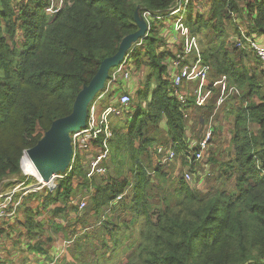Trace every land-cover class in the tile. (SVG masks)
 <instances>
[{"label":"trees","instance_id":"16d2710c","mask_svg":"<svg viewBox=\"0 0 264 264\" xmlns=\"http://www.w3.org/2000/svg\"><path fill=\"white\" fill-rule=\"evenodd\" d=\"M49 1L0 0V186L5 179L20 175L23 151L36 147L56 120L72 113L78 95L96 76L102 62L118 53L126 36L139 31L136 18L142 19L145 11L167 14L175 3V0H65L60 12L49 15L46 12ZM202 4L207 13L200 15L197 11L195 17L192 15L198 10L197 5L192 3L188 7L186 26L195 37L204 30L215 36L217 49L206 50L203 55L212 67L208 88L214 93L210 102L198 107L190 95L186 104L180 102L182 92L173 87L170 79L168 64L173 54L161 49L159 44L163 40L153 26L141 46L129 51L128 70L125 69L137 74L144 72L138 97L141 103L147 101V110L140 104L133 107L137 111L131 123L114 122L111 126L116 140L111 138L105 143L101 136L90 142L79 152L73 170L59 182L56 191L45 192L41 208L46 211L59 201L67 205L80 194L81 201L86 200L82 211L79 206L71 211L66 207L55 210L65 216L74 214L70 219L76 221L71 238L88 240L91 234L87 230L89 217L83 218L79 211L100 220L95 232L102 231L99 237L102 240L96 259L90 264H264V96L262 81L243 64L244 58L253 54L236 48L237 38L242 39L243 33L255 36L264 46V0H207ZM232 24H236V33L230 51L223 40ZM18 45L21 52L15 48ZM236 51L239 63L233 56ZM222 77L241 94L230 97L218 110L220 88H214L213 84ZM152 82L155 83L150 94ZM119 105L117 99L113 106ZM193 106L201 118H194L191 124L189 112ZM128 107L123 109V118ZM223 114L233 118L231 172L219 175L222 183L205 191L192 188L180 177L175 190H170L172 197L167 191L168 175L163 166L176 160L160 165L158 157L157 162L153 160L157 164L155 171L144 163L154 144V139L148 136L151 125L164 121L168 147H160L174 150L176 159L182 154L186 159L182 164L194 168L200 162L189 158L199 150L197 143L209 123L213 124L205 158L216 141L219 126L226 124ZM192 125H198L201 133L190 134L187 129ZM251 125L257 128L251 129ZM109 147L112 154L123 149L129 154L130 174L115 177L109 172V175L108 162L103 164V174L88 178V157ZM231 180L234 185L229 183ZM34 196L24 199L20 211L25 208L27 217L21 225L29 235L41 228L35 218L37 214L27 207L35 204ZM120 196L123 198L118 201ZM126 216H130L128 221ZM134 224L138 225L137 239L125 245V231ZM52 228L61 229V225L53 223ZM105 236L113 242L111 245L103 239ZM131 249L133 253L128 256ZM68 264H79L78 258H69Z\"/></svg>","mask_w":264,"mask_h":264},{"label":"rangeland","instance_id":"374dc122","mask_svg":"<svg viewBox=\"0 0 264 264\" xmlns=\"http://www.w3.org/2000/svg\"><path fill=\"white\" fill-rule=\"evenodd\" d=\"M58 0H50V4L56 3ZM193 6V5H192ZM48 7V6H47ZM47 10V8H46ZM199 11L200 15H204L207 13L208 10H206V7H204V4H201L199 9L195 10L193 12V17L196 16V14ZM190 15L189 10L184 14L182 17V20L179 19H170L167 17L162 22H156L153 24L154 27L158 30L159 36L162 38L163 42H161L159 45L161 46V49L166 52H171L173 54V57L176 55V53L182 48L184 43L179 44V33L183 30L188 28L186 26V19ZM141 17V16H139ZM209 19V18H208ZM233 27L229 30L227 35L225 36L223 42L228 44V50L233 51L232 46V40L235 36V25L232 24ZM190 30V28H188ZM19 38H22V34L19 35ZM188 42V40H186ZM135 43H133L131 46H129L128 51L134 47ZM18 52L22 51L21 46L15 47ZM209 49H217V43L215 42V36L213 33L209 31H202L199 35H197V41H196V47H195V55L200 57L201 64L203 66H208L209 68H212L210 63L205 62L203 55L206 50ZM235 58V61L237 63L240 62L239 52H235L233 55ZM244 66L247 68L248 72L251 75H256L260 78L262 81V95L264 96V63L256 59L254 55L246 56L243 61ZM169 65V64H168ZM130 66V65H129ZM128 70V66L126 68ZM113 71V70H112ZM109 73H112L111 70ZM123 77V78H122ZM144 77L143 74H137L135 72L130 71L129 68V76L122 75L117 78L116 87L112 90L105 89V93L108 98L112 99V102L117 104V99L120 97L121 94V88L128 86L130 91L124 92V94H127L131 98L130 106L128 107L129 110L126 113L125 117L123 119H120L119 117L111 115L108 117V120L111 122L119 121L120 124L131 123L132 117L136 114L137 109L133 108L135 106H140L144 108V110H147V101H143L142 103L139 101L138 97V89H140L142 80ZM213 77V75H212ZM144 82V81H143ZM154 83H151V89L154 88ZM117 91H119V94H117ZM183 94L188 95L189 90L187 88L180 90ZM103 92V91H101ZM100 94V93H99ZM190 99V96H187ZM150 99V95H149ZM194 105V103H192ZM90 108V107H89ZM133 108V109H130ZM189 112V119L190 123L194 121V118H201L200 113H197V109L193 106ZM198 115V116H197ZM219 118H222V114L218 115ZM148 119V118H147ZM223 121L226 123L225 126H219V132L215 134L216 140L213 145L211 146L212 150L211 152H208L206 157L204 158L203 162L198 163V165H195L194 168H192L191 164L185 163L182 164L183 161L186 159L184 156L182 157V154H180V158L176 159V161L168 166H163L164 171L167 173L168 178L166 181V187L167 191L172 195L173 193L170 192V190H175V187H177V182L180 177L183 176L184 173H188L191 175V182L190 185L192 188H200L202 190L209 189L210 187H214L215 185L219 186L222 181L219 178V175L228 173L229 170V164L232 162V155H233V146L231 144L232 140V128H233V118L230 119L226 116V114H223ZM222 121V123H223ZM230 122V125H229ZM117 124V123H116ZM112 128V126H111ZM251 129H256L257 127L255 125L250 126ZM165 122L161 121L160 123H157L155 125H151L148 136L151 139H154V144L150 148V156H148L144 163L149 165L151 167V171H155L156 165L153 163V160L157 162L158 159V148L160 146L168 147V137L166 136V133L164 130ZM190 134L195 135L197 132L201 133V128L198 125H192L189 126L188 129ZM115 133L113 131V137L112 141L116 140ZM217 138L220 139V141L217 142ZM117 145V144H115ZM109 154L111 157L109 158V164L110 167L108 169V174L110 173L118 177L119 175H123L127 177L130 174L131 170V163L128 161L129 154L125 152V149L122 151L112 154L110 147ZM157 151V153H156ZM128 158V159H127ZM189 162V161H187ZM190 166V167H189ZM110 172V173H109ZM231 172V171H230ZM229 172V173H230ZM108 174L105 176L107 177ZM88 178L89 175H87ZM155 178V176H152ZM20 175L17 177H10L5 179L4 181H12L19 179ZM94 177L93 179H95ZM22 181L25 180L24 177L21 178ZM163 181V179H162ZM35 183L33 179H29L26 182L27 186H31ZM231 185H234L233 180L229 181ZM14 185V184H13ZM10 186V185H8ZM160 195H163V190L159 191ZM167 193V192H166ZM168 194V193H167ZM34 205L27 204V207H30L34 214L37 216L36 221L41 225L40 229H37L33 235H29L22 227L21 221L25 220L27 215H25V208L20 212V216L18 217L14 216L12 218V222H6L2 225H0V264H57L59 261L65 264L69 263V258L76 257L78 258L79 264H90L93 260L96 259V251L100 248L99 243H101V240L99 237L102 235V231L97 233L95 232V226L98 227L99 221L95 218H93L89 213L85 214L80 212V215L84 218L88 216V220L90 222H87V225L89 227L87 230L91 233L89 235V239L86 240L84 237L81 238H71L70 234L73 232L72 226L76 223V221L70 220L71 217L74 216L73 213L65 216L64 213L56 214L55 210L64 208L68 211H71L72 208L78 207L81 201V194L76 196L75 200L73 202L68 203L67 205L64 204L62 201L56 202L54 205H52L47 211L43 210L41 208L42 204L44 203V199L46 198V193L41 190L38 194H34ZM34 207V208H33ZM88 207V206H87ZM90 209L88 208V211ZM130 216H126L125 220H129ZM110 221V220H109ZM107 222L109 227L113 228L112 224L110 222ZM113 220L112 222H114ZM121 222V221H120ZM119 222V223H120ZM53 223H59L61 225V229L59 228H52ZM118 224V223H115ZM86 225V226H87ZM87 231V232H88ZM138 235V225L134 224L130 227L129 230L125 231V237L124 242L125 245H128L129 243H133L136 241ZM106 238V236H105ZM103 239L105 241H108L107 238ZM108 243H113L112 241H108ZM124 245V246H125ZM133 253V250L128 251V256H131Z\"/></svg>","mask_w":264,"mask_h":264},{"label":"built area","instance_id":"2783aa9c","mask_svg":"<svg viewBox=\"0 0 264 264\" xmlns=\"http://www.w3.org/2000/svg\"><path fill=\"white\" fill-rule=\"evenodd\" d=\"M207 0H175L173 6L169 9L167 14L155 15L151 11H145L142 15V19L136 18L137 24L143 22L146 28V34L140 43L134 45L135 47L141 46L143 41L151 32L153 24L156 22H162L167 17L170 19L182 20V17L187 12L188 7L195 3L199 9L200 5ZM65 6V0H58L56 3H51L47 7V14L53 15L60 12ZM188 40V42H186ZM197 37L193 36L191 30L188 28L183 29L179 33V44L184 43L182 48L176 53V55L169 62L170 79L174 88L181 90L187 88L189 90L188 95L194 98L196 106L202 107L207 105L213 98L214 90L208 88L212 79L211 68L203 66L201 64L200 57L195 55ZM236 48L252 53L256 59L264 63V46L259 44L257 38L253 35L246 36L243 33V38H237ZM130 53L128 51L127 56L123 62L118 66L111 79L108 81L107 86L116 82L117 78L122 75L129 76V72L125 70V67L129 63ZM214 88H220V96L217 100L216 108L219 110L225 102L233 96H240L238 88L232 84L226 77L217 79L213 84ZM180 93V92H179ZM187 95L180 93L179 100L181 103L186 104ZM131 98L127 94H121L119 97V106H112L105 111L100 119L95 108V104L90 106L87 122L84 128L72 134L71 148L72 158L69 167L65 173L53 174L48 179H44L39 170L37 169L34 161L29 155V150H24L20 160V178L12 181H3L0 186V225L8 222H12V218L18 217L20 214L22 203L24 199L29 196L44 192L53 193L58 188L59 182L66 177V175L73 170L74 163L79 155V152L86 147L90 142L98 140L103 136L105 143H107L113 137V130L111 128L110 120L108 117L111 115L123 119V109L130 105ZM214 131V125L209 123L204 131L203 138L197 144L199 150L193 152L192 157L195 162H202L204 160V153L208 150L209 144L212 141V135ZM196 144V145H197ZM160 165L166 163H172L176 160V153L174 150H167L163 147L158 148V154ZM110 158L109 150H100L98 155H92L88 157L87 173L90 178L97 177L105 172L104 163H108ZM25 180L22 181L21 178ZM185 181L191 182V175L187 172L182 176ZM29 179H33L35 183L31 186H27L26 182ZM14 184V185H13ZM10 185V186H8ZM123 196L118 197V201L122 200ZM87 203L86 200L80 201L79 210L85 209Z\"/></svg>","mask_w":264,"mask_h":264},{"label":"water","instance_id":"95a60500","mask_svg":"<svg viewBox=\"0 0 264 264\" xmlns=\"http://www.w3.org/2000/svg\"><path fill=\"white\" fill-rule=\"evenodd\" d=\"M138 26L139 31L122 40L118 53L102 62L96 76L78 95L72 113L56 120L38 145L29 150V155L44 179H48L53 174L66 172L72 158L70 135L85 127L89 104L104 90L110 77V70L120 66L128 54L129 46L133 43L137 44L144 38L145 25L140 22Z\"/></svg>","mask_w":264,"mask_h":264},{"label":"crops","instance_id":"0c3cea01","mask_svg":"<svg viewBox=\"0 0 264 264\" xmlns=\"http://www.w3.org/2000/svg\"><path fill=\"white\" fill-rule=\"evenodd\" d=\"M115 71H116V69H114L112 71V74L109 75V76L112 77ZM107 84H106L105 89L112 90V89H114L116 87V84H114V83H112L109 86H107ZM105 89L103 90V92L100 93V95L92 103V105L95 104L96 112H97V114H98V116H99L100 119L102 118L103 114L105 113V111L107 109H109L110 107H112L113 105H115V103L112 102V99H110V98L107 97L106 93L104 92ZM120 90H121V92L123 94H124V92H127L128 93V91H130L129 85L128 86H125V87H122ZM117 94H119V91H117ZM110 124L112 125L113 122H110Z\"/></svg>","mask_w":264,"mask_h":264}]
</instances>
